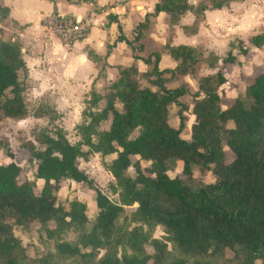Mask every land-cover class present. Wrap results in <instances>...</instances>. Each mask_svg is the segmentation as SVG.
<instances>
[{"label":"trees","instance_id":"1","mask_svg":"<svg viewBox=\"0 0 264 264\" xmlns=\"http://www.w3.org/2000/svg\"><path fill=\"white\" fill-rule=\"evenodd\" d=\"M189 1L156 0L135 26L133 39L119 35L116 42L125 41L135 49L133 42H140L150 19L161 12L168 15L170 26L191 12L195 31L206 9L232 0H209L208 5ZM7 11L0 6L1 16ZM249 42L264 47V32ZM115 43L107 47L106 56ZM241 47L246 54L247 47ZM164 48L173 67H159V51L132 56L151 66L142 77L155 89L140 85L138 67L132 62L118 67L119 76L108 92L90 94L82 121L75 126L79 137L75 143L61 128L38 135L41 148L22 143L19 149L35 163L33 179L25 174L21 179L17 156L6 150L9 161L0 164V264H264V70L246 85L243 97L222 109L224 67L235 61V55L228 53L217 68L220 57L213 53L204 57L199 47ZM137 49L142 51L143 45ZM201 63L217 70L197 78L196 91L187 82L168 86L178 77L195 78ZM27 78L20 43L0 40V120L28 116ZM187 96L190 102L185 101ZM48 109L44 105V112ZM186 112L194 116L187 139ZM93 154L111 174L119 200L95 187L96 213L91 220L84 202L75 198L66 207L55 191L68 183L92 185L78 159L88 160ZM173 160L181 161L182 167L171 176ZM194 167L210 172L213 181L197 184ZM130 168L134 176L128 174ZM32 224L55 241L53 250L40 257H30L14 233L15 227ZM158 226L165 233L163 239L153 236ZM68 230L74 239H65Z\"/></svg>","mask_w":264,"mask_h":264},{"label":"crops","instance_id":"2","mask_svg":"<svg viewBox=\"0 0 264 264\" xmlns=\"http://www.w3.org/2000/svg\"><path fill=\"white\" fill-rule=\"evenodd\" d=\"M195 1L199 0L189 2L196 5ZM118 2L119 6H117ZM155 2L156 0H0V6L8 9L6 16L0 15V40H17L21 44L23 59L28 70L26 83L28 82L29 90L52 95L50 97H53L52 101L47 97V104L53 105L55 110L64 109L66 104L70 105L73 98L88 94L92 90L94 82L100 75L101 67L97 68L98 60L90 56V53L102 59L100 55L106 47L107 34L115 30L117 24H121L122 15L128 14L135 4L136 11L141 18H144L146 13L153 10ZM203 3L208 5L210 1ZM48 14H58L74 20L93 17L96 23L85 36L66 45L58 42L59 39L55 42L53 38H44L41 23ZM166 18L168 15L161 12L153 19L158 22ZM110 20L113 22L109 23ZM194 21V15L188 11L180 17L176 25L170 26L169 19L167 23L170 28L178 31L180 26L192 27ZM105 23L108 24V28L105 27ZM225 31L230 34L226 35ZM262 32H264V0H232L221 8L206 9L195 31L188 35L182 34L185 41L175 38L171 45L184 44L198 47L200 43L197 39L201 34L204 36V44L202 43L204 47L207 49L212 47L211 50L215 51L213 54L219 57L217 49L220 51L234 39L243 40L246 43L247 53L239 55L232 53L236 59L233 63L226 64L224 71L230 70L233 73V68V70L241 69L248 75L252 71L253 62H256V52L264 49V47L251 46L249 39ZM119 42L122 41L116 42L118 45L115 44L119 46ZM115 44L104 59V63L110 64L111 57L118 48ZM248 56L251 62L243 64ZM168 58L173 63L171 58ZM185 136L190 137V130L184 138Z\"/></svg>","mask_w":264,"mask_h":264},{"label":"rangeland","instance_id":"3","mask_svg":"<svg viewBox=\"0 0 264 264\" xmlns=\"http://www.w3.org/2000/svg\"><path fill=\"white\" fill-rule=\"evenodd\" d=\"M196 2V1H195ZM199 2H209V0H199ZM135 5V4H134ZM132 6V10L128 12V14H123L121 17L120 25H116L115 30H111L107 34V38L105 40V49L100 55L102 59H99L97 62V68L103 67L101 74L94 82V86H92V90H95L98 93H106L109 91L110 85L115 82L119 76L118 67L128 65L134 62L138 67V80L140 81V85L142 87H150L155 89L154 87L147 84L142 74L144 71L148 70L151 66L145 65L142 61L133 59L132 56L134 53L138 55H148L153 51L161 52V58L159 62V66L162 67H172L175 63L169 60V56L165 51L164 45L171 44L175 38L177 40L185 41L182 34L185 35L193 32V26L183 27L180 26L179 30H175L174 28H170L168 26V18L166 20H159L155 22L153 18L150 19L149 29L145 32L144 37L140 40V42H133V46L135 49H131V47L125 42H119V46L115 44V47H118L113 56L111 57L110 64L104 63V59L107 57V47L116 42V39L119 35H123L126 39L132 40L134 37V30L137 23L143 18L136 11L135 6ZM119 6V2L117 3ZM97 11V9H95ZM141 11V10H140ZM109 20V19H108ZM113 22V20H110ZM42 24V23H41ZM93 26V25H92ZM89 30L86 32L88 33ZM105 27H109L108 24L105 23ZM119 27V28H118ZM43 28V25H42ZM118 28V29H117ZM197 28V27H196ZM177 31V32H176ZM44 38H53L55 42L58 38L55 34L48 32L43 28ZM226 35L230 34L228 31H225ZM85 36V35H84ZM204 36L198 35V43L199 48H201L203 52V56L207 57L209 53H215V51L211 49H207L204 47ZM17 41V40H16ZM59 42V40H58ZM143 45V50L139 51L138 45ZM203 43V44H202ZM231 44H233L231 46ZM231 44L225 46L220 51L217 49L216 52L219 53V57L225 58L228 53H236L237 55L242 54L240 49L241 46L246 47V43L243 40L234 39ZM21 45V44H20ZM114 47V46H113ZM68 49V47H66ZM112 49V46H111ZM257 57L256 62H253L252 71L248 75H246L241 69L233 70V73L229 71H224L227 79L225 83L219 88V94L223 99V103L221 104V108H226L228 103L232 101V99L236 97H243L246 85L250 83L253 77L264 70V61L257 65V63L264 60V49L261 52H256ZM250 61L249 56L243 61V64H248ZM255 61V60H254ZM251 62V61H250ZM250 65V64H249ZM222 67V62L219 61L217 63V68ZM217 69H210L207 63H201L195 78H192L190 75L184 77H178L174 81L168 84L169 87H174L179 85L182 82H187L190 85L191 91L194 92L198 88L197 78L202 75L208 73H214ZM245 74V75H244ZM92 90L85 95L76 96V98L72 99V102L69 106L66 104L64 109H54L53 105H48L46 102L47 97L50 101H52V95H48L46 93H36L29 90V85L27 82V88L24 93L25 103L28 109V116L23 120H13L10 118L3 117L0 120V164L6 161H9L8 158L5 157L6 150L9 149L15 153L17 156V163L22 167V175L29 177V179L34 178L35 172V163L29 161L28 153L20 150L19 147L22 143L26 141L32 142L37 148H41V145L36 143V137L40 135L42 132L47 131L50 134H53L57 129H64L66 131V135L68 140L71 143H75L78 140V135L75 130V126L82 121V111L84 110L87 99L89 98ZM185 101L190 102L191 96L185 97ZM226 103V104H224ZM44 105H48L49 109L44 112ZM174 109V108H173ZM172 110V109H171ZM45 113V116H44ZM38 114H41L42 117H37ZM172 118V117H171ZM186 124L188 131L194 121V116L190 114V112H186L185 114ZM172 120V119H171ZM173 121V120H172ZM185 138H189L185 136ZM101 158L98 154H93L89 157L88 160H83L81 158L78 159V166L80 169L85 171L88 176L92 179V185H88L86 183H68L65 186L61 187L59 190L55 191V194L58 197L60 203L68 206L69 201L72 199H79L86 205V213L88 217L92 220L96 213V208L93 204V198L95 196V187L99 189L102 193L107 195L111 200L118 201V195L113 193L112 190V176L111 174L103 168L101 165ZM182 167V162L179 160H173L169 164V174L174 176L179 173ZM25 173H24V172ZM128 174L134 176V169L130 168L128 170ZM193 177L197 184L201 183H209L212 182L214 177L210 174V172H202L199 168H193ZM40 185V182L36 183ZM37 224H32L28 228H14L15 235L21 240L22 244L27 249V254L30 257H40L44 255L48 250H53L55 241L53 239L47 238L44 232L39 233L37 231ZM165 233L163 232V228L161 226L156 227L153 236L158 239H163ZM65 239H74L75 234L68 230L64 234ZM149 251L150 249L147 248ZM104 251L102 250L100 253L102 254ZM212 264V263H211ZM256 264H259L257 261Z\"/></svg>","mask_w":264,"mask_h":264},{"label":"built area","instance_id":"4","mask_svg":"<svg viewBox=\"0 0 264 264\" xmlns=\"http://www.w3.org/2000/svg\"><path fill=\"white\" fill-rule=\"evenodd\" d=\"M95 23L96 19L93 17L74 20L58 14H48L42 20L43 28L55 34L59 41L66 45L82 38Z\"/></svg>","mask_w":264,"mask_h":264}]
</instances>
